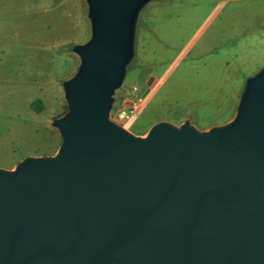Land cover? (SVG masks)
<instances>
[{"label": "water", "instance_id": "95a60500", "mask_svg": "<svg viewBox=\"0 0 264 264\" xmlns=\"http://www.w3.org/2000/svg\"><path fill=\"white\" fill-rule=\"evenodd\" d=\"M149 1L87 0L57 153L0 168V264H264V67L209 130L110 119Z\"/></svg>", "mask_w": 264, "mask_h": 264}, {"label": "rangeland", "instance_id": "374dc122", "mask_svg": "<svg viewBox=\"0 0 264 264\" xmlns=\"http://www.w3.org/2000/svg\"><path fill=\"white\" fill-rule=\"evenodd\" d=\"M88 13L87 0H0V168L57 153L53 120L67 111L63 82L80 65L73 47L91 37ZM263 67L264 0H150L110 119L142 136L160 121L209 130L235 117Z\"/></svg>", "mask_w": 264, "mask_h": 264}, {"label": "built area", "instance_id": "2783aa9c", "mask_svg": "<svg viewBox=\"0 0 264 264\" xmlns=\"http://www.w3.org/2000/svg\"><path fill=\"white\" fill-rule=\"evenodd\" d=\"M138 103L134 104L133 107L131 108V112L135 111L138 108ZM119 117L123 118H128L129 117V113L126 110H119Z\"/></svg>", "mask_w": 264, "mask_h": 264}, {"label": "trees", "instance_id": "16d2710c", "mask_svg": "<svg viewBox=\"0 0 264 264\" xmlns=\"http://www.w3.org/2000/svg\"><path fill=\"white\" fill-rule=\"evenodd\" d=\"M137 129V128H136ZM140 130V129H139Z\"/></svg>", "mask_w": 264, "mask_h": 264}]
</instances>
